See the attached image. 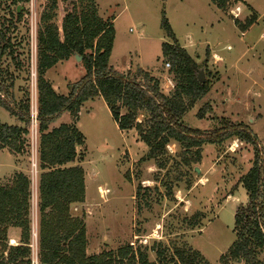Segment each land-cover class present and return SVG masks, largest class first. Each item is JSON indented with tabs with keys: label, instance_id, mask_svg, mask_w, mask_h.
Listing matches in <instances>:
<instances>
[{
	"label": "rangeland",
	"instance_id": "1",
	"mask_svg": "<svg viewBox=\"0 0 264 264\" xmlns=\"http://www.w3.org/2000/svg\"><path fill=\"white\" fill-rule=\"evenodd\" d=\"M13 1L0 0V25L8 27L15 50L1 64L10 75L7 101L19 105L29 94L34 114L37 34L47 0H18L21 20L15 17ZM247 1L257 13L238 0H229L220 9L210 0H94L98 15L110 19L114 28L108 62L113 70L147 71L164 93L172 90L175 82L162 45L173 40L161 26L164 16L175 40L209 84L208 93L184 114L185 125L209 132L223 120L242 123L256 136L264 159V0ZM236 7L237 17L232 13ZM87 8V0H77L78 13ZM72 10L71 0H57L51 21L59 32ZM253 16L255 22L243 29ZM80 62L73 55L46 72L57 93L67 94L83 76ZM0 121L18 124L2 108ZM62 123H74L85 140L74 162L83 168L85 195L74 203L71 214L84 223L86 255L130 244L144 251L150 264H243L222 263L220 257L234 240L236 208L247 201L238 179L252 164V144L230 137L186 150L169 141L161 156L147 160L148 148L137 131L119 130L100 96L84 102L75 119L65 112L50 127ZM38 138L36 124H30L19 152L8 148L0 152V182L11 179L18 162L17 171L31 182L30 193L38 192L41 169L38 159L34 163ZM30 204V218L34 216L39 225L32 198ZM6 234L7 246L13 245L9 236L15 231L6 229Z\"/></svg>",
	"mask_w": 264,
	"mask_h": 264
},
{
	"label": "trees",
	"instance_id": "2",
	"mask_svg": "<svg viewBox=\"0 0 264 264\" xmlns=\"http://www.w3.org/2000/svg\"><path fill=\"white\" fill-rule=\"evenodd\" d=\"M73 10L68 11L60 31L51 21L57 0H47L41 15L37 34L36 58V121L37 157L41 173L38 179V211L40 221L39 255L41 264H150L144 251L135 250L130 244L115 250H102L86 255L84 223L73 218L70 205L82 202L85 195L83 168L74 164L80 156L78 148L85 144L83 135L74 123L50 127L63 113L75 119L81 105L100 96L119 130L135 129L148 150L145 159L161 156L169 141L198 149L204 144H219L236 137L250 143L253 159L250 168L238 179L247 196L245 204L236 208L234 215V240L227 252L220 257L222 263L242 261L243 264H264V159L257 147L256 136L242 124L226 120L209 132L191 128L183 122L184 114L209 91L208 81L198 78L194 60L174 38L167 19L161 26L172 38L163 43L162 55L170 66L174 86L164 93L158 79L147 71L137 70L126 74L113 70L108 62L111 54L114 28L110 21L98 15L94 0H87L88 8L78 13L77 0H71ZM224 8L229 0H210ZM14 12L21 20L22 10ZM248 18L243 29L255 22ZM8 27L0 25V108L14 117L18 124L0 121V150L8 148L19 152L23 139L29 133L31 120L30 96L19 105H10L8 72L2 69L5 57L14 56L15 50ZM81 57L83 76L69 86L67 94L57 93L45 73L60 61L71 56ZM16 105V106H14ZM124 112H123V111ZM142 115L143 120L137 121ZM199 115H201L199 113ZM161 165V164H160ZM139 190V188H138ZM30 180L22 172H15L8 183L0 184V264H29L30 235ZM21 230L17 245L7 246V227Z\"/></svg>",
	"mask_w": 264,
	"mask_h": 264
},
{
	"label": "built area",
	"instance_id": "3",
	"mask_svg": "<svg viewBox=\"0 0 264 264\" xmlns=\"http://www.w3.org/2000/svg\"><path fill=\"white\" fill-rule=\"evenodd\" d=\"M236 11H237V7L235 9V12L232 11V13L237 17L238 13H236ZM30 113H31L30 124L35 123L36 127H37L36 113H34V114H33V112H30ZM37 159H38V157L36 159H34L35 160V162H34L35 165H36V160ZM36 184L38 185V181H37ZM30 185H31V182H30ZM31 198H32V200L35 201V204H36L35 206L37 208L38 207L37 192H35L34 194L31 193L30 199ZM31 208H32V205H31ZM34 219H35L34 216H31V218H30V235H29V240H28V243H27V247L29 248V258H28V260H29V264H41L40 263V255H39L38 223Z\"/></svg>",
	"mask_w": 264,
	"mask_h": 264
},
{
	"label": "crops",
	"instance_id": "4",
	"mask_svg": "<svg viewBox=\"0 0 264 264\" xmlns=\"http://www.w3.org/2000/svg\"><path fill=\"white\" fill-rule=\"evenodd\" d=\"M211 2V1H210ZM252 2V1H251ZM251 2H248L247 0H238V3L239 4H241V5H243V6H245V5H248V6H250L255 12H256V9L254 8V5L251 3ZM214 4V3H213ZM215 5V4H214ZM216 6V5H215ZM217 7V6H216ZM240 7V6H239ZM241 8V7H240ZM220 9V8H219ZM257 13V12H256ZM238 15H239V13H238ZM258 15V14H257ZM45 75H46V73H45ZM54 88V87H53ZM53 127H55V126H53ZM1 151H7L6 150V148H4V149H2V150H0V152ZM7 153H9V152H7ZM13 156V155H12ZM14 164H15V162H14ZM17 164H18V162H16V164H15V167H13L12 168V170H11V173H14V172H20V171H17V169H18V166H17ZM23 172V171H22ZM9 180L10 179H8V182H9ZM1 181V180H0ZM7 182V183H8ZM3 183H6V181L5 182H0V184H3ZM37 201H38V192H37ZM73 205V206H72ZM72 205H70V208H69V210H70V213L72 212V207H74L75 205H74V203L72 204ZM71 216H72V214H71ZM15 231V234L13 235V236H9V240H10V243L11 244H13V245H17L18 243H19V241H20V235H21V230H20V228H18V227H12V226H9V228H7V231L9 232V231ZM86 249H87V247H86ZM99 253V252H98Z\"/></svg>",
	"mask_w": 264,
	"mask_h": 264
},
{
	"label": "water",
	"instance_id": "5",
	"mask_svg": "<svg viewBox=\"0 0 264 264\" xmlns=\"http://www.w3.org/2000/svg\"><path fill=\"white\" fill-rule=\"evenodd\" d=\"M17 10H19V8L17 7ZM76 60H81V57L78 55H75ZM198 78L202 81L203 80V76H202V70L198 72Z\"/></svg>",
	"mask_w": 264,
	"mask_h": 264
}]
</instances>
